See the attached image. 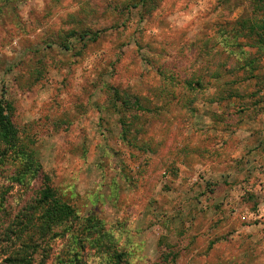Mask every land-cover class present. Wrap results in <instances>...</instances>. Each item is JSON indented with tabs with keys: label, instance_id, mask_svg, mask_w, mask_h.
Masks as SVG:
<instances>
[{
	"label": "rangeland",
	"instance_id": "rangeland-1",
	"mask_svg": "<svg viewBox=\"0 0 264 264\" xmlns=\"http://www.w3.org/2000/svg\"><path fill=\"white\" fill-rule=\"evenodd\" d=\"M259 1L0 0V101L79 217L31 264H264Z\"/></svg>",
	"mask_w": 264,
	"mask_h": 264
},
{
	"label": "trees",
	"instance_id": "trees-1",
	"mask_svg": "<svg viewBox=\"0 0 264 264\" xmlns=\"http://www.w3.org/2000/svg\"><path fill=\"white\" fill-rule=\"evenodd\" d=\"M261 2L264 0L259 1ZM248 26L253 30L256 28L264 30V26L259 24L252 23ZM253 30L249 34L257 36L258 33ZM11 110V106L6 101H0V179L5 183L0 188L6 190V193H0L2 196L0 216L10 220L11 212H8L9 208L5 201L9 190L24 189L23 191L36 195L33 201L19 211L13 223L9 222L5 235L9 242H18L20 246L19 251L8 260L15 264H31V259L24 252L29 249L27 241H31L35 235L40 241L52 238L57 228L69 227L78 221L79 217L76 216L73 206L65 202L54 190L51 179L41 174L43 169L41 164L32 155L26 153L24 139L12 121ZM123 126H126L124 122ZM32 181L39 183L34 190L29 191Z\"/></svg>",
	"mask_w": 264,
	"mask_h": 264
},
{
	"label": "crops",
	"instance_id": "crops-1",
	"mask_svg": "<svg viewBox=\"0 0 264 264\" xmlns=\"http://www.w3.org/2000/svg\"><path fill=\"white\" fill-rule=\"evenodd\" d=\"M263 128H264V125H263ZM264 133V132H263Z\"/></svg>",
	"mask_w": 264,
	"mask_h": 264
}]
</instances>
